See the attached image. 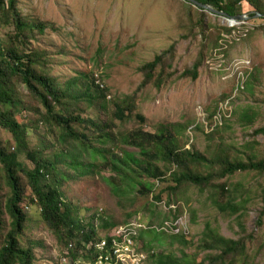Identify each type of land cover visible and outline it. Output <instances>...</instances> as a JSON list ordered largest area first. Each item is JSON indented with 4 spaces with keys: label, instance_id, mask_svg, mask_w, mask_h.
<instances>
[{
    "label": "rangeland",
    "instance_id": "rangeland-1",
    "mask_svg": "<svg viewBox=\"0 0 264 264\" xmlns=\"http://www.w3.org/2000/svg\"><path fill=\"white\" fill-rule=\"evenodd\" d=\"M258 7L264 8V0L242 2L238 11L249 19L231 25L230 20L202 11L185 0H20V9L30 24L45 28L44 33L35 30L36 39L30 40L28 48L44 57L41 70L70 95L84 92L87 85L95 93L96 81L103 84L98 91H106V109L97 101L88 108L82 100L74 114L83 120L106 124L103 132L116 139L115 153L130 152L142 158L139 149L122 141L123 134L140 128L156 133L162 126L175 131V125H182L183 133L177 135L179 147L209 161L222 157L232 161L264 158V136L255 134L264 125V19L252 17ZM202 17L203 26L198 24ZM0 19L5 25L0 27V41L5 43L15 27L9 10H3ZM172 46L174 53L168 55L155 78L148 82L142 68ZM200 61L197 80L185 78L183 73ZM162 71L159 80L162 84L158 87ZM11 86L21 101L17 118L29 128L30 147L37 151L44 149L48 157L55 152L75 153L71 145L58 143L60 131L53 124L38 122L39 104L31 99L24 85L13 82ZM126 99L135 108L133 117L122 121L114 117V112L116 104H123ZM76 129L90 138V145L97 150L114 146L113 142L102 143L98 127L79 125ZM0 141L10 152L17 150L13 134L2 127ZM27 152L21 150L18 158L30 170L34 162ZM102 154L93 155L96 165L103 166ZM72 160L69 156L66 164L58 163L54 178L62 184L66 201L83 219V224L92 223L102 237L126 225L127 220V224L137 221L145 225L156 221L154 224L159 226L164 218L159 210L165 214L171 208L180 210V217L174 221V214H170L167 223H174L176 231L185 234L183 238L189 242L184 244L170 237L173 230L167 224L165 233L158 232L155 236L154 231L146 232L139 246L156 254H148L147 264H159V256L166 264H183L218 253L217 249L201 247L205 240L210 241L204 235L207 224L227 238H245L249 264H264L261 215L264 177L260 173L237 172L216 180L214 187L204 190L184 187V192L171 197L179 200L177 205H166L169 201L166 194L165 201L155 207L152 196L138 193L140 187L119 196L114 189L121 181H111L116 176L111 169L102 168L83 176L84 166H70ZM80 160L84 164L93 161L89 155ZM156 163L164 168L163 162ZM210 166V162H203L197 168L209 174L219 171L221 165L216 162L212 169ZM21 175L26 184L25 175ZM223 183L234 197L232 200L243 205L238 213L229 208L222 212L215 205ZM123 189H127L124 184ZM0 194L6 235L11 229V217L5 209L10 188L3 180L1 164ZM219 200L226 198L220 196ZM25 206L28 218L21 241L25 246L34 244L36 264H71L65 262L58 237L44 222L40 208L30 202ZM94 215H99L96 220L91 218ZM104 222L118 225L104 230ZM149 242L154 245L149 247L146 244ZM2 245L0 240V249ZM168 256L175 263L168 262Z\"/></svg>",
    "mask_w": 264,
    "mask_h": 264
},
{
    "label": "trees",
    "instance_id": "trees-1",
    "mask_svg": "<svg viewBox=\"0 0 264 264\" xmlns=\"http://www.w3.org/2000/svg\"><path fill=\"white\" fill-rule=\"evenodd\" d=\"M197 1L210 5L216 10L225 12L233 17L241 14L238 11V6L246 0ZM3 10H9L12 18L11 24L15 29L9 35L8 41L5 43L0 41V127L9 130L13 134L17 150L10 152L0 141L2 176L4 182L10 188V197L6 202L5 209L6 213L11 217V229L4 235L5 212L0 194V240L3 242L0 249V264H36L37 262L34 244L25 246L21 241L28 218L25 205L29 202L40 208L44 222L57 235L63 256L66 257V252L71 251V257H73L75 263L82 257L86 258L87 261L92 260L89 254L85 253L86 245L90 241H100L102 236L98 234L96 227L92 223L83 224V219L66 201V194L61 187L62 184L57 178H54L58 173V163L66 164V157L69 156L73 158L70 166L75 168H79L81 165L84 166L83 176L95 171L99 172L102 168L111 169L116 174V176L111 178V181L116 182L118 179L121 181L116 184L117 188L114 189L119 196H124L132 189L140 187L138 193L145 197L152 196V204L155 207L165 201L166 194L169 201L167 200V204H165L168 206L172 203L177 205L179 200H174L171 197L173 195L178 196L182 191L184 192V187L196 186L204 190L207 187H214L216 180L234 175L237 172H258L264 177V158L257 161L252 158L248 161H232L229 157H222L221 160L212 159L209 161L205 156L198 155L190 149H181L177 142V135L183 133L182 125H175V131L162 126L156 133H150L140 128L123 134L122 141L128 146L139 149L142 158L135 157L136 154L130 152L115 153L114 149L117 147L116 139L103 132L107 126L106 124L93 123L91 119L83 120L74 114L79 102L82 100L87 102L88 108L97 101L102 105V109H106L104 105L107 97L106 91L100 89L98 91L100 86L95 85L97 91L91 93L90 86L87 85V90L84 92L67 94L60 88L55 79H52L41 70L40 66L43 64L44 57L35 50H28L30 40L36 39L35 30L37 29L39 33H44V26H33L30 24L20 9V0H0V13ZM257 13L264 14V8L258 7L257 12L252 14V17H255ZM203 17L198 23L201 26H203V23L205 25ZM3 26L5 25L1 23L0 19V27L2 28ZM174 51L175 47L172 46L168 51L157 55L153 61L142 68V72H144L148 82L155 78L158 68L163 66L165 59L168 55L173 54ZM201 64V61L196 63L192 69L186 70L183 76L197 80ZM161 76H163V71L158 75V87H161L162 84V81H159L162 78ZM13 82L24 85L32 97L31 99L39 104V109H37L39 114L38 122L42 125L53 124L60 131L58 143L66 146L71 145L75 149V153L64 154L55 152L48 157L44 153V149L37 151V149L30 147L29 128L27 124L17 118L21 101L12 90L11 84ZM94 84L95 82H92V86ZM129 101L130 99H126L123 102L124 105L116 104L115 118L125 121L133 117L135 107L132 101L130 103ZM136 117L144 120V117L140 115H136ZM79 125L98 127L101 132L99 139L104 144L113 142V148L97 150L92 147L90 138L84 133L77 131L76 126ZM42 129H44L43 126ZM255 134L264 136V125L258 128ZM74 143H76L75 146ZM79 144L81 150H79ZM21 150L28 151L27 156L34 162L33 169L26 170L24 163L19 160L18 157ZM102 152L104 153L102 154L103 166L96 165L94 159ZM94 154H96V157L93 158ZM84 155H89L93 161L89 164L82 163L80 159ZM156 161L163 162L164 168L157 165ZM203 162H210V169L214 167L213 165L216 162L220 163V170L216 171V173H203L197 168V165ZM172 166L174 169H171ZM21 173L26 177V184ZM123 184L127 189H123ZM27 188L30 189L28 195ZM220 196L226 198V201L219 200ZM233 198L232 194L227 190V184L223 183L220 185L219 194L214 203L222 212L229 208L232 209L233 213H238L243 205L235 203L232 200ZM262 203L261 215L264 217V187ZM174 210L171 208L166 214L159 210V215L164 216L160 220L159 226L154 224L156 221L146 224V227L140 229L139 234L135 237L137 244H139L140 240L145 239V234L148 231H154L155 236L158 232L165 233L163 230L166 229V224L168 225L170 214H174V221L180 217V210ZM97 216L99 215H94L91 218L96 220ZM130 216L132 214H129ZM128 222L129 220L124 222V224ZM117 225L104 222L102 228L104 230H112ZM168 226L173 230L170 237L177 238L184 244L189 242V240L183 238L185 234L176 231L177 226H174V223ZM204 235L210 241L205 240V244L201 247L204 249H217L219 252L209 254L200 261L192 259L183 262V264H249L248 242L245 238H227L211 228L209 224L206 225ZM146 244L149 247L151 244L154 245L152 242ZM143 248L140 247V250L145 251L150 256L155 253L152 249L146 250ZM83 252L84 254H82ZM154 255L156 256V254ZM158 259L159 264H166L162 261L161 256ZM168 262L175 263V260L168 256Z\"/></svg>",
    "mask_w": 264,
    "mask_h": 264
},
{
    "label": "built area",
    "instance_id": "built-area-1",
    "mask_svg": "<svg viewBox=\"0 0 264 264\" xmlns=\"http://www.w3.org/2000/svg\"><path fill=\"white\" fill-rule=\"evenodd\" d=\"M231 25H235L233 21H231ZM96 84L103 88L100 80H97ZM145 227V224L134 221L103 236L100 241H90L86 245L85 252L91 257L90 261L82 257L75 263L71 257V251L66 252L64 260L65 262L70 261L71 264H79L80 261H83L84 264H147L148 254L140 250L135 239L140 229Z\"/></svg>",
    "mask_w": 264,
    "mask_h": 264
},
{
    "label": "water",
    "instance_id": "water-1",
    "mask_svg": "<svg viewBox=\"0 0 264 264\" xmlns=\"http://www.w3.org/2000/svg\"><path fill=\"white\" fill-rule=\"evenodd\" d=\"M185 1L189 4H192L193 6H195L196 8H198L202 11L210 12L211 14L222 16L226 20L233 21L234 24L238 23V21H246L249 19V17L246 15H237V16L231 17L228 14H226L225 12L218 11L215 8L211 7L210 5L200 3L197 0H185ZM255 17L261 19V18H264V14L257 13Z\"/></svg>",
    "mask_w": 264,
    "mask_h": 264
}]
</instances>
